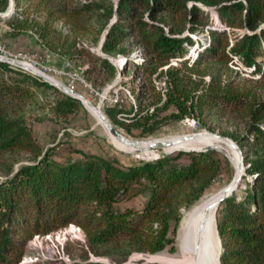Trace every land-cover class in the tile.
Listing matches in <instances>:
<instances>
[{
	"label": "trees",
	"instance_id": "trees-1",
	"mask_svg": "<svg viewBox=\"0 0 264 264\" xmlns=\"http://www.w3.org/2000/svg\"><path fill=\"white\" fill-rule=\"evenodd\" d=\"M13 12L4 19V35L13 40L33 29L38 44L59 50L69 59L88 60L85 75L101 83L112 80L116 67L76 36H89L93 13L101 21L97 40L106 31L103 53L122 54L123 71L140 78L132 90L135 107L126 114L116 106L106 114L126 132L140 129L149 136L172 122L193 118L201 127L226 124L222 135L240 147L245 176L242 194L224 199L217 208V230L224 251L221 264H264V0H103L68 5V0H11ZM35 1L46 17L37 22L27 7ZM10 0H0V12ZM62 21L71 33L57 29ZM207 26L209 39L193 36ZM239 30V31H236ZM193 44L197 56L189 59ZM139 45L143 61L129 59ZM238 59L244 69L230 64ZM176 59L177 64H171ZM248 70V71H247ZM247 72L248 75H245ZM208 77V80L205 78ZM154 79L165 81V91ZM36 88L57 96L55 110L67 115L80 108L73 98L37 77L0 61V264H17L26 242L68 224H76L90 250L120 238L135 249L157 253L173 243V193L191 182L200 184L188 201L204 195L225 159L215 150L179 151L150 161L121 165L116 160L71 148L77 158L58 161L44 150L22 116L12 115ZM130 117L129 124L116 118ZM25 151L33 162L16 170L6 152ZM186 156V161H180ZM146 185L148 197L140 208L118 209L119 197L134 184ZM176 217V222L179 221ZM70 264H99L80 263ZM156 264V263H153Z\"/></svg>",
	"mask_w": 264,
	"mask_h": 264
},
{
	"label": "rangeland",
	"instance_id": "rangeland-1",
	"mask_svg": "<svg viewBox=\"0 0 264 264\" xmlns=\"http://www.w3.org/2000/svg\"><path fill=\"white\" fill-rule=\"evenodd\" d=\"M85 1L101 2L103 0H68V5ZM109 1L117 2V0ZM13 9L14 7L12 4L10 11L6 15L2 14L6 13L7 9L3 12H0V17L4 19L8 18L13 12ZM26 9L29 13V16L37 22L40 23L45 20V10L42 5H39V3L33 1L32 5ZM53 25L57 29H62L65 33H70L72 36H74V34L71 33L69 26L64 24L62 21H55ZM89 25L95 28L92 32V35L76 36V40L78 41L77 45H85L92 52L100 55V51L103 53L102 49L99 50V43L103 33L97 40H94L96 37L95 32L101 26V21L97 18L95 13H93ZM7 30H9V26L4 21L0 20V44H4L5 47L11 52L21 53L23 58L20 60H22V64L24 66L39 69L48 76H51L64 85L69 86L76 92L86 97L89 101V104H91V107H89L85 103L83 105L79 100L80 108L64 116L55 110V102L57 100L56 94L49 89L36 88L33 91V95L28 100H26L25 103L20 105V109H16L12 112L13 116L19 115L24 118L26 125L35 140L42 146L44 150L51 148L53 151L52 156L56 160L64 161L65 157L77 158L79 154L70 151L71 148H77L87 153H93L114 159L119 164L126 166L137 161L143 162L154 160L161 155H174L179 152L178 150L180 149L198 147V145L208 146V142H206V140H202L203 138L210 139L209 144L212 146L221 145L228 153L227 156L222 152L215 150L220 154L221 157L223 156L225 159L222 160L218 175L209 183L208 189L204 195L200 196L198 199L192 201V203L188 205L187 202L191 200L192 196L198 191L200 187V184L196 182L186 184L185 186L178 188L173 193V199L171 200V224L172 226H177L175 242L173 243V251L170 249L171 245H167L163 250L157 253L142 252L133 248L127 242V240L123 238L98 246L92 251L85 243V235L83 240H79L70 234L67 236V239L63 244V248L60 249V246L57 248L55 247L57 243H55L54 238V233L57 232L58 229L63 228L60 227L49 232V234H52L51 239L54 243L49 241L43 243V247H48L51 249V252H55L56 255L53 256L54 259L45 260L40 264H60V262L63 264V261L59 259L60 256H62L67 261V264L72 262H93L99 264H163L154 260L153 257L160 253H165L168 255L177 254L180 223L183 216L185 215V212L192 205H194L205 195L223 189L236 178V175L239 172L243 173L244 170L242 181L239 180V183L241 182V186L234 193L237 196L242 194V190L245 187L246 182L250 180V177L245 176L244 162V169H241L238 152L234 148L222 142V140L217 135L208 133L212 132L224 136L221 133L227 127L226 124H220L217 126L211 125L214 127V130H210L208 127L199 126L193 118H186L180 122H172L166 126H163L160 130L149 136H141L140 129H132V133H128L106 114V108L114 105L116 108L122 109L126 112V114H128L136 104L132 90L137 89V86L141 80L140 78H135L132 71H123L124 64L121 65V63L123 60L125 62V58L122 54H106L114 61L112 62L109 60L116 67L117 72L112 80L101 83V81L96 79L94 75L84 74L85 68L90 65L88 60L69 59L59 50L46 49L45 47L40 46L33 29L28 30V33H23L13 40L8 39V36L4 35ZM193 36L198 40H203L205 38L209 39L207 26L203 28V31L194 32ZM196 53L197 45L193 44L189 53L187 54V57L189 59H193L192 56ZM139 56L143 58L140 46L136 45L129 54L128 58L131 60H136L137 62H141L138 59ZM170 62L174 65L177 64V61L176 63H172V61ZM116 64L121 65L122 69L120 71L118 70ZM9 65L16 71L25 72L37 77L40 80H43L36 74H33L23 67L15 66L13 64ZM230 66L234 70L239 68L245 70L236 58L234 59V62L230 64ZM74 73L83 78L87 85L78 80L76 76H74ZM244 74L248 75L247 72H244ZM205 79L208 80V77ZM155 80L158 81V79ZM96 105H99V109L96 107ZM94 108L98 109L100 112L102 111L113 124V126L127 138L146 141H141L136 144H127L115 136L110 137L106 130L108 128L94 114ZM116 118L125 124H129L130 122V117L123 113L117 114ZM184 136H194L188 141L196 142L197 144L192 147L176 148L175 150L172 149L170 151H167L164 146L150 147L152 145V140L165 142ZM230 139L233 140L232 138ZM148 143L150 145L145 148ZM4 156L15 170L21 165L32 163L34 160L33 155L25 151L6 152ZM179 160L186 161L187 158L186 156H182ZM3 178V173L0 170V181ZM147 197L148 192L146 190L145 183L143 182L142 184H134L127 192L119 197L116 207L118 209H123L125 207L140 208L145 204ZM176 217L180 218L178 222H176ZM217 221L218 217H216V232L221 251L222 241L218 234ZM68 225L64 227H68ZM73 225L77 226L76 224ZM29 240L24 246L23 255L27 252Z\"/></svg>",
	"mask_w": 264,
	"mask_h": 264
},
{
	"label": "bare ground",
	"instance_id": "bare-ground-1",
	"mask_svg": "<svg viewBox=\"0 0 264 264\" xmlns=\"http://www.w3.org/2000/svg\"><path fill=\"white\" fill-rule=\"evenodd\" d=\"M84 103L91 107L89 102ZM93 112L99 120H101L100 111L94 108ZM106 130L110 137L114 136L110 130ZM193 137L194 136H184L165 142L152 140V145L150 147L164 146L167 151L172 149L175 150L176 148L192 147L197 144L196 142L188 141ZM202 140H206L208 146H212L209 144L210 139L203 138ZM149 145L148 143L145 148ZM240 174L241 172H239L234 179L235 182L237 181V184L239 183L238 176ZM221 194L222 189L220 191L211 192L200 198L185 212L179 227L178 251L176 255L160 253L156 254L153 259L163 264H220V245L216 232L217 208L215 205Z\"/></svg>",
	"mask_w": 264,
	"mask_h": 264
},
{
	"label": "water",
	"instance_id": "water-1",
	"mask_svg": "<svg viewBox=\"0 0 264 264\" xmlns=\"http://www.w3.org/2000/svg\"><path fill=\"white\" fill-rule=\"evenodd\" d=\"M11 5H12V1L10 0V5L7 8V12L6 13H3L2 15H6L10 11ZM106 31L107 30L104 31V33H103V35L101 37V40H100V43H99V50H101L102 43H103V41L105 39V36H106ZM99 54L102 57H105L108 60L114 62L111 59V57H109L106 54H103L101 51L99 52ZM0 61L5 62L7 64H13L15 66L23 67V68L29 70L33 74H36L37 76H39L40 78H42L45 82H48L49 84L57 87L58 89H60L61 91H63L65 94H67V95H69V96H71L73 98H76V99L80 100L83 105H84V102H89L86 97H84L80 93L76 92L74 89L70 88L69 86L64 85L63 83H61L58 80L52 78L51 76H48L47 74H45L44 72L40 71L39 69H34V68H29V67L24 66L22 64V61H20V60L10 59V58H0ZM123 64H124V60L122 61L121 65H123ZM121 65L120 64H116V66H117V68H118L119 71L122 69ZM96 107L98 108L99 105H96ZM100 118H101L102 122L104 124H106V126L108 127V129L110 130V132L114 136H116L117 138H119L122 141H124L125 143H127V144H136V143L141 142V141H146V140H133V139L127 138L126 136H124L123 134H121L113 126V124L109 121V119L104 115V113L102 111L100 112ZM208 133L209 134H213V135H217L222 140V142H224L228 146L234 148L238 152V154H239L241 169H244V165H243V154H242V151H241L240 147L236 144V142H234L233 140H231L230 138L225 137V136H221V135H218V134H215V133H212V132H208ZM147 140H150V139H147ZM212 149L213 150H218V151H220L223 154H225V155L228 156L227 151L221 145H218V146H198V147H192V148H189V149H180L178 151H207V150H212ZM243 174H244V170H243V173H241L238 176V180H241L242 181V175ZM240 186H241V182L237 184V181L235 182V180H232L227 186H225L222 189V194L219 196V198L216 201V205H215L216 208H218L219 204L224 199L232 196L239 189ZM223 251H224V248H223V246L221 244L220 255H221V253Z\"/></svg>",
	"mask_w": 264,
	"mask_h": 264
},
{
	"label": "built area",
	"instance_id": "built-area-1",
	"mask_svg": "<svg viewBox=\"0 0 264 264\" xmlns=\"http://www.w3.org/2000/svg\"><path fill=\"white\" fill-rule=\"evenodd\" d=\"M141 55V54H140ZM197 56V53L194 54L192 57L195 58ZM0 58H10V59H16L20 60L23 58L21 53H14L8 50L4 44H0ZM139 61H143V58L139 56ZM22 61V60H20ZM172 63H176V60L171 59ZM74 76L81 82H83L85 85L86 82L83 78H81L79 75L74 73ZM75 78V77H73ZM154 82L156 84V87L162 92V94L165 91V81L164 80H155ZM55 236V247L57 248L60 246V249L63 248V244L65 240L67 239V236L70 234L73 237L83 240L84 239V234L79 226H75L73 224H69L68 227H63L57 230V232L54 233ZM52 234L45 233V234H35L28 242L27 246V252L22 256L20 261L17 264H40L41 262L49 259H54L53 256L56 255L55 252H51V249L48 247H43L44 242H51L54 243L53 240L51 239ZM59 253V252H58ZM60 260L63 261V264H67L66 260L60 256ZM60 264H62L60 262Z\"/></svg>",
	"mask_w": 264,
	"mask_h": 264
}]
</instances>
